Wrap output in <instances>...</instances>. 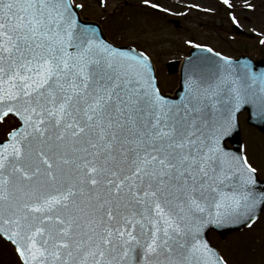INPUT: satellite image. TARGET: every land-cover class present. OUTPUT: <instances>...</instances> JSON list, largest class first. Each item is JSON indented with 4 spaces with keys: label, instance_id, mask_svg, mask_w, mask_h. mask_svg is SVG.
Masks as SVG:
<instances>
[{
    "label": "snow or ice",
    "instance_id": "1",
    "mask_svg": "<svg viewBox=\"0 0 264 264\" xmlns=\"http://www.w3.org/2000/svg\"><path fill=\"white\" fill-rule=\"evenodd\" d=\"M84 8L0 0V124L17 121L0 140V239L19 264H232L209 233L264 216L256 147L228 145L245 110L264 131V68L196 44L212 55L187 59L173 99L152 56Z\"/></svg>",
    "mask_w": 264,
    "mask_h": 264
},
{
    "label": "rangeland",
    "instance_id": "2",
    "mask_svg": "<svg viewBox=\"0 0 264 264\" xmlns=\"http://www.w3.org/2000/svg\"><path fill=\"white\" fill-rule=\"evenodd\" d=\"M152 2L162 4L169 11L165 13L145 6L143 0H108L106 5H101L100 0H85L82 15L100 22L116 44H129L147 51L155 62L163 92L173 91L179 78L177 72H168L167 61L182 59L193 45L207 44L232 57L243 53L253 58L264 57V45L260 43L264 36L259 34L264 33V0H250L256 6L253 11L243 8V0H234L240 27H234L229 19L231 10L222 4V0ZM172 19L179 20V25L175 26ZM253 28L257 29L256 33L252 32ZM188 40L194 43L189 45ZM240 121L245 144L256 147L255 159L258 164H264V134L247 124L246 112L240 114ZM7 123L0 124V139L5 138L7 130L16 122L9 119ZM211 237L231 258L232 264H264V257L260 255L264 247V216L254 228L234 232L225 240H220L214 232ZM252 252L255 254H248ZM0 264H19L11 245L2 239Z\"/></svg>",
    "mask_w": 264,
    "mask_h": 264
},
{
    "label": "water",
    "instance_id": "3",
    "mask_svg": "<svg viewBox=\"0 0 264 264\" xmlns=\"http://www.w3.org/2000/svg\"><path fill=\"white\" fill-rule=\"evenodd\" d=\"M87 20V19H86ZM89 23H95L97 24L99 27H102L100 23L98 22H95V21H91V20H87ZM176 24H178V22L176 21ZM105 34V32H104ZM106 35V34H105ZM119 46H122V47H131L133 49H136L135 47L133 46H130V45H119ZM204 55H212V53H206L204 52L202 49L200 48H197V47H192L189 51V56L186 57L185 61L183 62V64L181 65L180 69H179V74H180V77H179V82H178V87L175 89V91L173 93H167L171 98L173 99H177L179 94H182V70L185 66V63L187 61V59L189 57H198V56H204ZM241 58H248L250 59L254 64H256L258 67L260 68H264V58H260V59H253L251 58L250 56L246 55V54H243L241 55L239 58L237 59H241ZM168 70L169 72H176L178 71V61H170L168 62ZM154 70H155V74H156V68H155V64H154ZM157 76V75H156ZM247 111V110H246ZM248 112V111H247ZM248 117H249V113H248ZM247 117V122L250 124V125H253L255 127H257L261 132L264 133V131H262L260 129V127L257 126V123L255 121H249V118ZM229 142H231L233 144V147L232 148H235V149H238L241 147V145L243 144L242 142V137H241V129H239L237 131V133H234L233 134V137L232 139L229 140ZM242 228H236L235 230H229L227 228L225 229H221V230H215L213 229L214 231L218 232L220 234L221 237L225 238L229 233H232L236 230H240ZM210 234V233H209Z\"/></svg>",
    "mask_w": 264,
    "mask_h": 264
}]
</instances>
